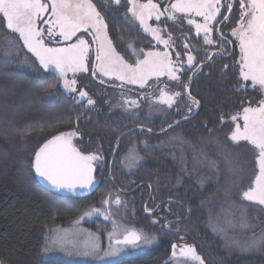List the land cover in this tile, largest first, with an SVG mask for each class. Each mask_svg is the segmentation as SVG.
Here are the masks:
<instances>
[{"label":"trees","instance_id":"trees-1","mask_svg":"<svg viewBox=\"0 0 264 264\" xmlns=\"http://www.w3.org/2000/svg\"><path fill=\"white\" fill-rule=\"evenodd\" d=\"M107 6L110 11L100 9L97 4L116 51L125 60L133 59L128 45L143 51L157 47L137 22L129 25L124 19L127 0H122L119 6ZM222 13L221 21L224 16L231 19L217 27L227 35V30L237 24L239 11L233 8L231 13L223 10ZM128 16L131 17L130 13ZM157 24L165 30L163 36L167 37V32L179 36L172 47L174 59L177 52L186 58L182 43L188 42L190 47L203 43L202 36L197 38L193 27L185 21L181 27L166 19ZM181 33L187 35L188 41ZM227 37L232 43L223 46V57L213 56L212 63L203 65L199 71L189 70L181 78L184 83L192 78L187 91L199 101L198 107L192 106L188 113L186 105L190 101L185 90L176 87L184 93L178 101L179 113L174 106L164 114L156 112L157 116L146 118L140 107L139 118L134 119L131 112L103 101L98 102V108L88 106L86 100L75 102L61 88L54 72L42 70L29 55L27 59L32 63L20 61L21 46L15 56L7 57L9 41L18 39L0 20V260L5 264H75L58 258H41L46 230L50 226L69 224L90 200L119 193L127 201V209L121 207L124 222L131 228L155 233L159 238L147 251L117 259L119 264H169L167 260L174 243L193 244L205 264H264V249L246 252L227 249L224 235L214 232L209 222L215 209L212 198L217 194L212 195L215 192L212 190L218 179L212 177L213 167L206 161H221L220 155L217 157L212 150V139L232 127V115L241 112L249 101H259L261 96L258 90L243 88L241 82L237 83L240 78L236 67L223 71L224 65L237 63L238 55L236 43ZM219 50L209 49L210 52ZM193 55L197 56V64L204 58L203 51ZM50 85L55 86L50 88ZM96 90L89 88L88 91L94 94ZM185 115L189 116L186 120ZM174 121L179 123L167 130ZM73 130L78 132L73 138L76 147L85 154L98 153L103 158L95 162L98 186L84 198L52 197L34 175L35 152L52 136ZM173 137L190 143H181ZM130 147H135L142 158L131 170L121 162ZM157 205L161 207L155 218L171 221L172 231H161L159 225L150 223L154 217L145 212V207L155 209ZM246 207L248 219L256 225L252 232L258 233L257 220L264 225V210L247 204ZM87 226L92 229L95 224ZM176 228L181 231L177 233Z\"/></svg>","mask_w":264,"mask_h":264},{"label":"snow or ice","instance_id":"snow-or-ice-1","mask_svg":"<svg viewBox=\"0 0 264 264\" xmlns=\"http://www.w3.org/2000/svg\"><path fill=\"white\" fill-rule=\"evenodd\" d=\"M127 2L130 7L126 9L124 19L129 25L138 21L143 32L150 33L158 45L164 46L165 51L143 52L128 45V48H132L130 54L136 57L134 63H129L116 51L108 33V25L105 23L101 10H98L97 4L100 9L110 11L107 5L119 6L121 0H97L96 3L93 0H0V20L5 22L7 30L18 34V40L23 42L22 46L34 54L43 69L52 68L58 73L57 79H62L63 87L70 92L77 91V81L69 80L68 73L71 72L75 77L77 73L89 71L92 44L85 35H90L91 42L96 44L93 76L99 73L102 77H114L119 80L121 88L125 84H130L139 85L142 89L150 80L155 79L159 82L161 77L167 76L170 82H174L185 90L187 99L190 101V104L186 105L187 111L191 113L192 106L198 107L199 101L187 91L192 78L189 77V83H184L181 78L189 70L199 71L203 65L212 63L213 56L223 57V46L232 41L217 27V24H224L231 19L230 16H224L221 21L219 19L223 15L221 9L226 8L231 13L234 5L238 4L239 19L236 26L231 28L230 35L238 43L239 61L234 66L224 65L223 71L227 72L231 67H236L240 78L237 83L250 82L251 87L254 90L258 87L264 96V0H227L226 3H222V0H175L174 3L162 0L163 9L161 3H155L153 0H147L146 3H141L140 0H127ZM162 17L176 27H181L182 22L186 20L187 25L194 26L197 38L202 35L203 43L199 47L194 44L190 47L188 42L182 43L186 61L180 52H177L176 58L173 59L171 53L167 51L175 45V40L179 36L167 32V38H164L161 35L165 31L163 28L153 27L148 23L153 18L161 22ZM181 34L184 35L185 41H188L187 35ZM18 40L9 41V52L5 53L6 56L11 55L12 51L20 46ZM212 48L220 50L210 52L209 49ZM201 51L204 52V58L197 64V56L193 55V52ZM141 55L143 59L139 58ZM247 87L248 85L245 84L244 88ZM45 91L47 92V89ZM158 93L156 102L167 105L169 109L177 106L176 111L179 113L178 101L183 98L184 93L171 90L167 84L163 88L158 87ZM151 95L153 94L145 93L144 98L147 100ZM85 98L88 106L95 105V101L86 91H79V101L82 102ZM117 106L124 107L126 112H131L134 119L139 118L140 102L138 100L125 98L121 93ZM149 107L151 109V104ZM188 118V115L183 117L185 120ZM241 118L242 126L239 123ZM231 120L236 122L234 130L230 133L231 142L236 146H242V142L251 146L259 167L255 180L249 184L247 190L241 193V196L244 201L264 206V98L257 101L255 107L251 104L243 107L242 112L231 116ZM178 123L179 121H174L173 124H169L167 130ZM140 130L144 131L142 127ZM147 131L150 133L151 129ZM77 135L78 132L74 130L61 132L48 139L35 152L32 167L35 173L47 183L52 197H55L57 193L65 192L83 194L92 191L96 185L95 162L103 158L98 153L85 154L76 147L73 144V138ZM172 139L180 140L181 143H190L179 137ZM139 159L142 158L139 157L135 147H130L121 162L131 170ZM214 164V161L209 162L210 167ZM98 202L102 207H93L85 211L78 220L73 222L71 229H49L56 235L45 241L41 251L46 254L55 248L66 250L71 247L76 254L92 257L103 264H119L115 258L136 250L150 248L159 242L155 233L144 228H129L113 219L114 215H120L121 207L127 209V201L122 200L119 193L114 196L109 193ZM113 205L117 209L115 213L112 210ZM160 207V205H157L155 209L145 207V212L154 217L150 223L153 226L159 225L161 231H172L171 221L165 219L161 222V218H155ZM233 207V202L228 201L227 208L222 207L220 214L209 217L213 231L224 235L225 247L235 246L242 251L264 249V229L258 234L254 232L244 241L228 236V229L248 230L256 227L248 219L246 211L240 212L237 218L236 213L232 211ZM93 215L103 216L105 220L112 222L113 228L107 234L109 244L106 249L102 247L98 235L79 227L81 220ZM221 217L224 218L226 226L222 225ZM180 231V228H176L177 233ZM116 237L121 238L116 239ZM178 247L180 256L185 258V264L188 262L204 264L195 247L187 244L183 246L173 244V257H176ZM0 264H5V261L0 260Z\"/></svg>","mask_w":264,"mask_h":264},{"label":"rangeland","instance_id":"rangeland-1","mask_svg":"<svg viewBox=\"0 0 264 264\" xmlns=\"http://www.w3.org/2000/svg\"><path fill=\"white\" fill-rule=\"evenodd\" d=\"M140 2L146 3L147 0H140ZM153 2L161 3V8L163 9L164 4L162 3V0H153ZM166 2H173L174 3L175 0H166ZM226 2H227V0H222V3H226ZM127 4H128V2H127ZM128 7H130L129 4H128ZM234 8H238V4H235ZM222 10H223V8L221 9V11ZM225 12H227V9L225 10ZM162 19H166V18L162 17L161 20ZM136 22L139 25V22L138 21H136ZM185 22H186V20H185ZM148 23L150 25H152L153 27L158 26V24H157L158 22L155 20V18L149 20ZM139 27H140V25H139ZM192 27H193V31L195 32L194 26H192ZM231 28H233V27H231ZM231 28L227 30V35L229 36V38H231L235 42V38L231 37V35H230ZM140 29L143 31V29L141 27H140ZM12 34H15V33H12ZM145 34L149 36L152 45L157 46L155 49H152L149 51H154V50L165 51L166 50L162 44H160V45L157 44V42L152 38L150 33H145ZM161 35H162V33H161ZM15 36L18 39V34H15ZM85 38L89 39L90 43L92 44V46H91V59H90V63H89V71L85 72V73H77L75 75V77L73 76V74L71 72L68 73V79L69 80L75 79L77 81V83H76L77 91L76 92H70L67 89H65L63 87V80L60 79L61 88L67 94L72 96L75 102H80L78 99L79 98V91L83 90V91H86L88 93V95L95 101V105L90 106L92 108H96V107L98 108V105H97L98 102L103 101L107 105L108 104L111 105V107H114V108L117 107L120 109H125L124 107L117 106L118 102L120 101V98H121V93H123L125 98L136 99L140 102V107H143V114L144 115L146 114V118H152L153 116H157L158 113H156V112L163 113V112H166L169 110L167 105H162V104H159L158 102H156V97L159 94L158 93V87L163 88V87H165L166 84H167L168 88H170L171 90L177 91L176 87H178V86L174 82H170L168 80V77L165 76V77H161L159 82H157L155 79L150 80L148 85L145 86V88H143V89L140 88L139 85H130V84H125L123 86V88H121V87H119L121 82L119 80L115 79L114 77H112V78L102 77L99 73L96 76H93L92 75V68H93V65H95V63H96V61H95L96 44L91 42L90 35H85ZM164 38H167V37L164 36ZM45 42L46 43L48 42L47 38H45ZM73 42H74V40H73ZM18 43L21 46V48L23 49L21 51L20 61H27V62L32 61L34 64L39 66L42 70L46 71L45 69L42 68V66L39 65V61L35 58L34 54L30 53L26 47L22 46L23 45L22 40H18ZM235 43H236L237 52H238V55H237V62H238L239 61V47H238V43L237 42H235ZM53 46H55V45H53ZM16 51L17 50L12 51V54L7 56V57H12V55L15 56ZM137 51H139V49ZM167 51H169L172 55V48L167 49ZM7 52H9V48L6 50V53ZM143 52H147V51H143ZM27 55H29L31 57V61L27 59ZM130 56L133 59L129 63H134L136 57L133 55H130ZM185 56H186V54H185ZM139 58L143 59V56L141 55ZM172 58L174 59L173 55H172ZM183 59L186 61V58H183ZM47 70L54 72L58 76V73H56V71L54 69L50 68ZM101 81H103V82H101ZM241 83H242L243 88H244L245 84L248 85L247 88H252L250 82L241 81ZM157 85H158V87H157ZM172 85H175V88L171 87ZM89 88L97 89L95 92L96 94L95 93L93 94L90 91H88ZM256 90H258L260 92V94L262 93V90H259L258 87L256 88ZM107 91H110L108 93V95H106ZM145 93H152L153 95L149 96V99L146 100L144 98ZM261 98H264V96H262V94L260 96V99ZM84 100L87 101L86 98ZM150 104H151V109L149 107ZM250 104L253 107L256 106V102H250L249 101L244 107H247ZM241 112H242V110H241ZM152 114H154V115H152ZM230 120H231V117H230ZM235 123L236 122H233L231 120V126L232 127L226 128V130L221 134L220 133L215 134L214 140L212 139V141H213L212 142V150H213V152H215V155L217 157L219 155L221 157L220 163L214 161L215 164L213 166L214 174L212 177L216 176V178L218 179V183L215 185V187H213L214 189L212 190V191H215L212 195L217 193L214 196V198H212V202H211L212 204H214V208H215L212 210L213 211V214L211 215L212 217H216L218 214H220L222 207L227 208L228 201L233 202L234 207H233L232 211H234L236 213L237 218H238L241 210L247 212V210L249 209L248 207H246V204L249 206L250 205L256 206L259 209L264 210V206L259 205L257 203L244 201L242 196H241V193L243 191L247 190V187L249 186V184L255 180V175L258 174L259 167L255 161V153L251 150V146H247L246 142H242V146H236L235 144H233V142H231L230 133L232 130H234ZM239 123L242 126V124H243L242 118L239 120ZM216 137H217L218 141L216 140ZM206 162L209 165V162L208 161H206ZM99 200L100 199H93V200H90L89 202H87L86 208L79 214L78 217L73 219L69 224H67L63 227L55 226V225L48 227V229L46 230L47 231L46 241L52 239L56 235V233L50 232L49 229H71L73 227V222L78 220L83 215V213L85 211H88V210H90V208H93V207H95V208H101L102 207V205L98 202ZM112 210L114 213L117 211V209L114 205L112 206ZM119 213H120V215H114L113 219H116L121 225L131 228L130 226H128V224L126 222H124L125 217H124V215H121V214H123V213H121V208L119 209ZM88 223H94L95 226L92 229L89 228L88 226L86 227V224H88ZM221 223L223 226H226V224H224V218L223 217H221ZM257 223H258L257 224V226H258L257 231L259 233L262 229H264V225L259 220H257ZM79 227L98 235L100 237V242H101L102 247L105 249L108 247L109 238H108L107 234L110 231H112V228H113L111 220H105L104 217L100 216V215H93L91 217H85V219L81 220ZM248 230H242L239 228L228 229V236L229 237H235L239 241H244L253 235L254 231L252 232V229H248ZM119 238H121V237H116V239H119ZM223 239H225V238H223ZM174 244H177L178 246H183L185 244L194 246L193 244H189V243H174ZM226 248L239 250V252L240 251L246 252V251H242L239 247H235V246H233L231 248H228V247H226ZM148 249L149 248H146L143 250H136L135 252H132V253L123 254L120 257H117L115 259L117 260L121 257L132 256V255H135L137 253L147 251ZM172 251H173V249L171 247V253H170L169 258L167 260L169 262V264H185V258L180 256L179 247L176 249V253H177L176 257L172 256ZM257 251H259V250H257ZM196 252L203 259V257L197 251V249H196ZM40 255H41V258L43 260L58 258V259H62V260H65L67 262L75 263V264H86V263L87 264H103V262L98 261L92 257H86V256H81V255L76 254L74 249H72L71 247L67 248L66 250L60 249V248H55V249L50 250L46 254L41 251ZM203 261H204V259H203ZM188 264H191V262H188ZM204 264H205V261H204Z\"/></svg>","mask_w":264,"mask_h":264},{"label":"water","instance_id":"water-1","mask_svg":"<svg viewBox=\"0 0 264 264\" xmlns=\"http://www.w3.org/2000/svg\"><path fill=\"white\" fill-rule=\"evenodd\" d=\"M50 139H51V138H50ZM38 150H39V149H38ZM34 157H35V156H34ZM33 162H34V159H33ZM33 172H34V175H35L36 179H37L38 182L40 183V185H41L44 189H46V190H48V191L50 192V190H49V186L47 185V183H46L41 177H39V176L35 173L34 168H33ZM97 186H98V183H97V181H96V185L94 186V189H93L92 191H90V192H86V193H83V194H73V193H67V192H65V193H57V195H58V196H64V197L84 198V197H87V196L91 195V194L97 189Z\"/></svg>","mask_w":264,"mask_h":264},{"label":"flooded vegetation","instance_id":"flooded-vegetation-1","mask_svg":"<svg viewBox=\"0 0 264 264\" xmlns=\"http://www.w3.org/2000/svg\"><path fill=\"white\" fill-rule=\"evenodd\" d=\"M226 10V8H223V11H225ZM228 12V11H227Z\"/></svg>","mask_w":264,"mask_h":264}]
</instances>
